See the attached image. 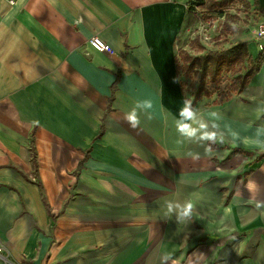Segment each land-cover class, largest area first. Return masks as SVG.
Instances as JSON below:
<instances>
[{
	"label": "crops",
	"instance_id": "crops-1",
	"mask_svg": "<svg viewBox=\"0 0 264 264\" xmlns=\"http://www.w3.org/2000/svg\"><path fill=\"white\" fill-rule=\"evenodd\" d=\"M190 1L0 0V264H264V62L196 99Z\"/></svg>",
	"mask_w": 264,
	"mask_h": 264
},
{
	"label": "trees",
	"instance_id": "trees-1",
	"mask_svg": "<svg viewBox=\"0 0 264 264\" xmlns=\"http://www.w3.org/2000/svg\"><path fill=\"white\" fill-rule=\"evenodd\" d=\"M237 1L245 5L248 4L247 0H191L189 3L190 11L185 18L183 31L198 20L197 16L191 14V10L194 11V9L197 10V7H203L212 10L211 12H216L229 8ZM230 17H232L231 21L225 23L224 29L217 40H225L230 34H234L238 30V16L231 15ZM179 41L180 38H178ZM192 45L199 50L200 55L193 56L183 48L180 50V54L183 61L182 69L185 75L191 78L190 87L196 90V99L201 95H211L216 88H220L226 73H229L231 78H229V83L226 85L225 99L231 97L233 93L241 90L247 84L251 75L264 62V47L261 48L257 57L252 58L248 53L247 42L236 43L221 50H206L197 36ZM244 68H247V71L244 75H241L240 72Z\"/></svg>",
	"mask_w": 264,
	"mask_h": 264
},
{
	"label": "rangeland",
	"instance_id": "rangeland-1",
	"mask_svg": "<svg viewBox=\"0 0 264 264\" xmlns=\"http://www.w3.org/2000/svg\"><path fill=\"white\" fill-rule=\"evenodd\" d=\"M229 8H231V11H228V12L234 13V12L237 11L241 15V17H240V15L234 13L236 16H238V22H237L238 31H242V32L248 31L249 29H248L246 24L249 23L247 21L249 19H251V16H250L251 12L248 10L246 5L243 4V3H239V4L236 3V4L231 5ZM229 16H231V14ZM229 18L231 19V17H229ZM195 27H194V29L192 31L186 32V33H184L182 35V38H181L182 41L180 43V50L182 48H186L187 51H189L193 56L201 54L197 48L192 47V41H193V39L195 38V36L197 34V30H198L200 36L202 37L201 40H202V42H203V44H204V46H205V48L207 50H214V49L215 50H221V49L227 48L230 44H234L235 43V40H236V36L235 35L238 34V32H237V34L231 36L230 39H227V40L226 39L225 40H222V39L213 40L214 37L217 36V35H215L214 30H218L219 27L214 28L213 26H210V27L207 28V26H206L205 28H207V29H205V28H200L199 29L197 27V30H196ZM214 41H216V42H214ZM204 52H207V51H204ZM224 76L225 77H224V80H223V84L227 83V81L230 78L229 74H225ZM221 87H222V85H221ZM221 89H219V90H221Z\"/></svg>",
	"mask_w": 264,
	"mask_h": 264
},
{
	"label": "built area",
	"instance_id": "built-area-1",
	"mask_svg": "<svg viewBox=\"0 0 264 264\" xmlns=\"http://www.w3.org/2000/svg\"><path fill=\"white\" fill-rule=\"evenodd\" d=\"M13 2V0H11ZM230 8L218 10L215 13H209L207 14V17L205 19L201 18L198 22V28H205L207 26H213L214 28H217L220 26V23H223L225 21V16L228 11H230ZM205 28V29H207ZM253 32L255 34V37L257 40L264 39V22H259L257 26L253 29ZM89 43L92 47H94L96 50L100 52H113V49L111 45L104 40H102L99 36L95 35L89 38ZM262 48L264 45L262 43L259 44ZM0 258L4 259L6 262L9 261V258L7 254H5L4 247L0 244Z\"/></svg>",
	"mask_w": 264,
	"mask_h": 264
},
{
	"label": "clouds",
	"instance_id": "clouds-1",
	"mask_svg": "<svg viewBox=\"0 0 264 264\" xmlns=\"http://www.w3.org/2000/svg\"><path fill=\"white\" fill-rule=\"evenodd\" d=\"M129 119L134 121V126H135V118L132 117V116H130ZM170 207H171V205H170ZM192 208H193V204H192L191 202H187V203H185V204H184L183 215H184V216H188V215H190V214H191V210H192Z\"/></svg>",
	"mask_w": 264,
	"mask_h": 264
}]
</instances>
